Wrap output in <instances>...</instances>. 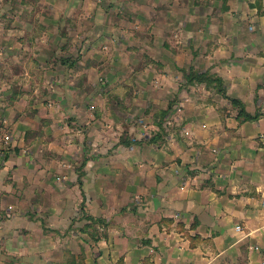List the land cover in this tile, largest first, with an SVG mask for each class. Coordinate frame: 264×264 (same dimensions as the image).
Wrapping results in <instances>:
<instances>
[{"label": "rangeland", "instance_id": "obj_1", "mask_svg": "<svg viewBox=\"0 0 264 264\" xmlns=\"http://www.w3.org/2000/svg\"><path fill=\"white\" fill-rule=\"evenodd\" d=\"M213 2L0 0V264L98 254L130 192L120 162L180 128V94L200 93L186 73L215 74Z\"/></svg>", "mask_w": 264, "mask_h": 264}, {"label": "crops", "instance_id": "obj_2", "mask_svg": "<svg viewBox=\"0 0 264 264\" xmlns=\"http://www.w3.org/2000/svg\"><path fill=\"white\" fill-rule=\"evenodd\" d=\"M213 3L201 18L210 25L200 33L199 67L260 118L241 122L203 84L198 94L184 89L180 128L166 127V143L120 162L126 206L85 264H264V0Z\"/></svg>", "mask_w": 264, "mask_h": 264}, {"label": "trees", "instance_id": "obj_3", "mask_svg": "<svg viewBox=\"0 0 264 264\" xmlns=\"http://www.w3.org/2000/svg\"><path fill=\"white\" fill-rule=\"evenodd\" d=\"M186 80L191 84L193 82H199V84H206L207 87L214 85L218 94L222 95L225 99H227L233 107L238 109V119L241 122L245 121H255L260 118V113L256 112L255 114H250L247 112L244 103L240 100L231 98L228 96L226 88L224 86V82L222 78L218 75L211 73H199L195 72L194 69H191L190 72L185 74Z\"/></svg>", "mask_w": 264, "mask_h": 264}, {"label": "built area", "instance_id": "obj_4", "mask_svg": "<svg viewBox=\"0 0 264 264\" xmlns=\"http://www.w3.org/2000/svg\"><path fill=\"white\" fill-rule=\"evenodd\" d=\"M238 229H240V227H238Z\"/></svg>", "mask_w": 264, "mask_h": 264}]
</instances>
